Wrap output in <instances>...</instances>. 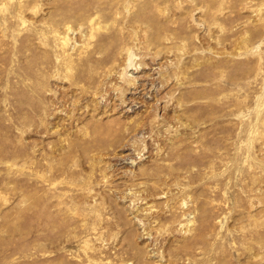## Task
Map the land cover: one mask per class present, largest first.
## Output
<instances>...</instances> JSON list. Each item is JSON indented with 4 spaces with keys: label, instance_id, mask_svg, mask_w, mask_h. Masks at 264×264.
I'll use <instances>...</instances> for the list:
<instances>
[{
    "label": "rangeland",
    "instance_id": "obj_1",
    "mask_svg": "<svg viewBox=\"0 0 264 264\" xmlns=\"http://www.w3.org/2000/svg\"><path fill=\"white\" fill-rule=\"evenodd\" d=\"M0 264H264V0H0Z\"/></svg>",
    "mask_w": 264,
    "mask_h": 264
}]
</instances>
